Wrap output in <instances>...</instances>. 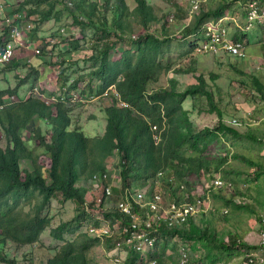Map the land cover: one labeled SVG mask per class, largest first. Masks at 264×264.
Listing matches in <instances>:
<instances>
[{"label": "trees", "instance_id": "obj_1", "mask_svg": "<svg viewBox=\"0 0 264 264\" xmlns=\"http://www.w3.org/2000/svg\"><path fill=\"white\" fill-rule=\"evenodd\" d=\"M108 1L104 0V4H108ZM58 2L62 0H20L18 8L10 9L8 14L22 11L23 20L35 16L36 23H40L54 14L59 15L55 10ZM71 4V22L78 26L80 31L85 27H93L95 34L100 32L89 47V58L95 65L88 74V79L93 77L89 81H95L92 86L89 82V96L107 93L111 104L103 109L105 124L102 133L87 136L80 127H70L71 117L66 98L55 97L54 102L47 104L29 95L8 104V98L16 95V89H0V125L7 139L4 147L0 145L1 244L11 242L16 246H23L37 243L40 234L51 222L50 217L43 215L42 211L56 194L61 195L62 201H72L76 209L72 221L61 222L50 230L51 236L58 240H63L65 233H76L85 221L88 222L87 227H98L100 221L93 214L98 211L105 219L109 218V227L116 221H119L120 228L129 226L132 223L130 217L113 207L103 208L104 203L114 204L125 197V194L135 195L144 187L148 189L147 197H151L155 193L156 180H161L170 190L171 197L168 202H193L196 198L191 192L193 189L187 176L190 173H195L196 176L208 173L212 164L215 169L221 166L226 156L208 159L204 154L205 149L217 138L218 133L238 134L233 127L223 123L222 112L213 107L212 97L205 87L206 82L202 74H197L196 81L187 84L183 89L177 88V80L174 78L169 79L168 85L151 87L163 74L173 69V63L167 58L168 30L162 28L163 37L148 31L150 24L158 21V17L147 0H136V6L131 10L125 0H114L110 23L106 7L101 9L96 1L71 0ZM261 4L264 5V1ZM228 6V2L222 0L213 8H200L193 16L185 29L187 35H196L188 43L190 50H193L199 38L200 26L207 20L225 16ZM131 16L138 19L145 33L129 40L127 48L114 59L111 49L118 41L110 40L111 32L120 36L130 32ZM2 31L0 44L3 40H8L7 27L3 26ZM247 35L248 33H237L234 40H246L247 43ZM66 44L69 51L80 49L77 38L66 41ZM5 66L13 67L14 63L10 61ZM173 72L186 73L188 69L174 68ZM68 77L66 69L59 74L63 84L67 82ZM213 77L214 75H210V78ZM79 78L72 79L67 91L77 87ZM252 83L262 93L263 84L254 76ZM200 96L211 102L217 123L211 128L203 127L195 131L189 119L190 111L184 109L183 102L187 98ZM121 102L127 106L121 105ZM40 122L47 126V129L50 128L48 139L40 132ZM153 125L157 126L158 141L153 138ZM27 127L34 135L33 139H36L37 144L48 154L50 163L47 168L39 163L38 153L22 138V129ZM114 151L120 156V184L118 188H110L111 194L106 195L104 188L108 184L107 176L104 179L101 173L105 172L107 159ZM21 160L27 161V164L21 166ZM93 173L98 174L100 178L97 188L90 187L93 194L88 198L91 193L81 182H86ZM162 196L166 197L165 194ZM225 200L227 203H233L232 200ZM132 205V212L141 218L149 212L147 207L140 208L136 203ZM202 223L198 224L194 218H189L185 224L177 227H168L159 222L154 225L156 230L150 234L157 237L178 234L191 240L193 248L201 245L209 251L212 246H222L226 253L230 254V246L235 245L234 240L229 238L226 243L223 239L216 238L208 228V223ZM125 237L126 235L112 233L110 236L99 238L84 231L77 233L74 239L65 241L53 255L43 261H30L28 264H90L86 254L89 247L103 242L107 247H112L117 243L114 239H119L121 246L127 251L123 258L124 263L141 264L147 257L149 260L155 259L157 264L171 263L163 254L157 252V237L154 246L149 248L146 254L125 244ZM241 245L257 248L256 244L243 242ZM2 259L0 264H18L14 257L4 256Z\"/></svg>", "mask_w": 264, "mask_h": 264}, {"label": "rangeland", "instance_id": "obj_2", "mask_svg": "<svg viewBox=\"0 0 264 264\" xmlns=\"http://www.w3.org/2000/svg\"><path fill=\"white\" fill-rule=\"evenodd\" d=\"M19 1L0 0V37H3V16L7 15L10 9H17ZM93 1L98 2L101 9L106 7L110 23L114 12V0H109L106 5L104 0ZM125 1L129 10L136 6V0ZM219 1L222 0H205L201 8H213ZM226 1L229 6L225 15L234 19L229 20V25L234 26V21L242 25L247 0ZM258 1L262 5L261 2L264 0ZM147 2L158 17V21L150 24L148 31L163 37L162 28H166L169 35V42L166 44V50L169 52L167 58L169 57L173 63L172 68L188 69L186 73H174L172 69L163 74L151 87L168 85L169 79L174 78L177 80V88L183 89L187 84L196 81L197 74H202L206 82L205 87L211 94L213 107L222 112L223 123L238 132L237 135L218 133L217 138L205 149L204 154L208 159L226 156L221 166L215 169L212 164L208 173H201L199 176L190 173L187 176L192 185V194L202 201L203 212L194 218L195 222L208 223V228L214 236L226 243L229 238L233 239L235 245L230 246L232 249L230 254L226 253L222 246H212L209 251L201 245L193 248L191 240L178 234L156 236L157 252L163 254L171 264H177L181 247L188 250L191 261L197 264H244V255L250 248L242 246L241 243L248 242L244 238L251 233L258 238L264 221V26L254 25L250 28L246 37L248 42L243 40L246 52L243 59L227 55L199 54L188 47L193 37H188L186 27L183 28L188 0ZM55 10L59 15L54 14L50 19L40 23H36L35 16L25 18L32 25L31 29L22 32L25 46L15 52L11 60L14 66L0 67V89H16V95L9 97V102H16L29 95L47 104L54 102L55 97L66 98L71 117L70 127L73 125L80 127L87 136L99 135L105 124L103 109L111 104V100L107 93L89 96L87 87L89 80L93 78L88 79L89 71L95 67L89 58L91 54L89 47L100 32L95 34L93 27H85L80 31L79 27L71 22L70 11L73 10L71 0L58 2ZM129 19L130 32L122 36L111 32L110 40L118 41L111 49V56L114 59L127 48L129 40L145 33L136 17L131 16ZM74 38L79 39L80 49L73 52L69 51L66 41ZM1 45L2 43L0 47ZM36 50L39 51L37 54ZM62 59L64 62H61ZM63 69H66L69 75L65 84L59 78ZM210 75L214 77L210 78ZM252 76L263 84L262 93L253 85ZM77 77H80L77 87L67 91L68 84ZM90 83L92 86L95 81ZM210 103L204 96L187 98L183 102L184 109L190 111L189 119L193 130L216 125V113L212 111ZM232 120H237L240 124L233 125ZM39 127L40 132L48 139L50 128L47 129L42 122L39 123ZM21 135L26 144L38 153L39 163L47 168L50 163L48 154L37 144L36 139H33L34 135L30 128H23ZM6 144L5 131L0 125V145L4 147ZM119 160V153L114 151L106 162L105 172L110 188H118L120 184ZM24 164H27V161L21 160L20 165ZM216 179L222 181L221 187L213 186ZM81 184L89 189L91 193L89 198L93 194L90 188L93 187L92 184L89 179ZM154 191L161 196L165 194L166 201L171 197L170 190L161 180H156ZM225 199L232 200L233 203H227ZM112 205L110 202L104 203L103 208H110ZM42 214L49 216L51 222L40 234L38 242L23 246H16L11 242L0 243V262L4 256L14 257L18 264L43 261L53 255L65 241L74 239L77 233H84L87 229L88 222L85 221L76 233H65L63 240L51 236L52 228L61 222L72 221L76 214L75 204L72 201H62L60 194L51 199ZM93 214L100 221L97 228L103 229L108 226L109 218L105 219L99 211ZM114 241L117 243L112 247H107L104 242L89 247L86 254L90 264H113L115 258H122L126 254L125 248L121 246L119 239ZM250 241L255 242L251 239ZM148 262L147 257L143 263Z\"/></svg>", "mask_w": 264, "mask_h": 264}, {"label": "built area", "instance_id": "obj_3", "mask_svg": "<svg viewBox=\"0 0 264 264\" xmlns=\"http://www.w3.org/2000/svg\"><path fill=\"white\" fill-rule=\"evenodd\" d=\"M205 0H188V9L186 12V24H189L194 15L198 13ZM24 13L22 11L14 12L3 16V26L7 27L8 40L4 41L0 47V67L8 64L15 55V52L25 46L22 32L31 29L30 22L23 20ZM229 20H234L227 15L217 19L205 21L199 28V38L195 42L193 51L206 55H227L243 59L246 57L245 45L243 41L234 40L235 35L241 33H249L252 26H264V5H260L257 0H247L244 23L242 25L234 21V26L229 25ZM188 37H196L195 34H189ZM37 53V50L35 51ZM117 96V94H114ZM12 102H9L10 104ZM121 105L127 106L121 102ZM1 108V106H0ZM233 125H239L237 120H232ZM153 138L159 140L157 126H152ZM161 173V172H159ZM102 178H106V172L101 173ZM100 176L93 173L89 182L93 188L98 187ZM215 187L223 185L221 180L213 181ZM147 187H144L134 196L125 194V197L116 201L112 207L119 212L130 217L132 223L129 226L119 227V221H116L111 227L97 228L88 226L86 231L92 235L101 238L102 236H110L112 233L126 235L124 243L132 249L146 254L149 248H152L156 241V235L150 232L155 231L154 225L163 222L168 227H177L185 224L189 218H195L202 210V201L196 198L193 202H168L159 193H153L150 197ZM104 192L110 194V187L105 186ZM138 204L140 208H148L143 218L132 212V204ZM151 230V231H150ZM126 251V250H125ZM127 254V251H126ZM126 254L118 259L115 258L113 264H139L137 262L124 263L123 258ZM244 264H264V225H262L257 248H250L244 255ZM144 264V263H141ZM148 264H157L155 259L149 260ZM171 264V263H169ZM177 264H197L192 262L188 250L185 247L179 249V260Z\"/></svg>", "mask_w": 264, "mask_h": 264}, {"label": "crops", "instance_id": "obj_4", "mask_svg": "<svg viewBox=\"0 0 264 264\" xmlns=\"http://www.w3.org/2000/svg\"><path fill=\"white\" fill-rule=\"evenodd\" d=\"M186 20H184V25H183V28L184 27H186ZM199 214H201V213H199ZM199 214L197 215V216H199ZM260 220V219H259ZM262 221H263V219H262ZM263 223V225H264V221L262 222ZM262 227V226H261ZM253 238H255V239H253ZM246 241H248V242H245V243H248V244H252V245H254V244H258V241H259V236H258V238H257V236H254V235H252V233L248 236V237H246V238H244ZM250 239L251 240H253V241H255V242H252V241H250Z\"/></svg>", "mask_w": 264, "mask_h": 264}]
</instances>
